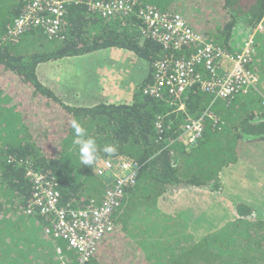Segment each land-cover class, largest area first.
<instances>
[{"label": "trees", "instance_id": "16d2710c", "mask_svg": "<svg viewBox=\"0 0 264 264\" xmlns=\"http://www.w3.org/2000/svg\"><path fill=\"white\" fill-rule=\"evenodd\" d=\"M89 1L72 0L65 5L64 26L58 36L49 38L42 29L30 28L12 41L7 37L9 28L23 15L30 0H0V206L3 207L5 197L13 216L8 229L0 226V259L5 260L11 251L19 257L20 248L12 241L20 236V226L31 220H39L43 229L47 226L45 218L25 214L32 197L26 170L45 174L60 192L62 206L74 210L101 200L105 184L94 171L99 163L126 158L137 163L138 174L119 210L121 228L111 235L114 236L109 243L98 245L87 264H258L255 259L264 255V229L258 231L254 226L264 224V218L257 216L247 203L235 202L234 219L224 222L214 235L199 237L196 231L208 220L206 216L192 221L190 227L194 228L188 226V231L184 225H177L175 230L161 232L158 225L169 219L162 204L168 201L166 198L175 196L179 187H218L221 171L237 161L238 146L243 142L264 141V111L250 110L245 101L248 98L240 94L227 101L213 99L197 84L186 90L182 97L185 110L178 111L167 100L143 95L141 89L152 82L151 76L129 105L68 106L55 90L40 82L39 65L117 48L131 52L152 69L153 63L160 59H186L198 49L197 44L186 43L177 49H164L137 15L102 18L88 10ZM133 1L136 9L151 6L162 13L181 15L191 30L224 48H228L233 30L238 27L253 30L264 17V0ZM192 10L197 14H215L220 24L210 29L208 17L202 25ZM253 45V60L264 62V32L254 35ZM263 68L264 63L260 70ZM257 91L256 96H260V88ZM259 100L264 109V96ZM207 111L215 121L209 118L203 121L197 145L189 148L182 127L189 118H200ZM72 119L78 120L88 136L95 138L100 149L93 167L83 166L79 161L78 149L72 144ZM156 121L161 123L160 129L155 128ZM109 144L117 146L114 154L102 151ZM134 223L136 226L131 227ZM175 223L181 221L176 219ZM247 224H253L248 231L250 237L244 236ZM205 227L212 228V224ZM145 232L148 239H141ZM165 236L169 237L165 240ZM9 239L11 244L7 242Z\"/></svg>", "mask_w": 264, "mask_h": 264}, {"label": "built area", "instance_id": "2783aa9c", "mask_svg": "<svg viewBox=\"0 0 264 264\" xmlns=\"http://www.w3.org/2000/svg\"><path fill=\"white\" fill-rule=\"evenodd\" d=\"M70 2L72 0H30L23 15L9 28L7 37L17 41L30 28L42 29L49 38L58 36L64 26L65 5ZM135 5L133 0L87 2L88 10L102 18L119 14L137 15L151 37L164 49H177L185 43L197 44L198 47L189 58L165 57L153 63L152 82L142 87L143 95L167 100L178 111H184L182 97L194 84L213 99L224 101L237 94L258 93L259 77L252 67L253 41L254 35L263 29L264 17L255 29H240V34L235 36L237 41L233 37L228 48H224L207 42L205 35L191 30L179 14L162 13L151 6L136 9ZM207 118L215 121L213 114L207 111L200 118H189L183 125L182 135L189 148L197 145L203 121ZM155 128H161L159 121L155 122ZM94 171L105 184L102 199L97 204L92 201L93 206L71 210L62 206L60 192L51 179L45 174L26 170L25 176L32 184V197L25 214L45 218L44 234L65 242L74 252L75 262L69 264H87L98 245L117 230L115 216L127 190L136 184L138 165L126 158H113L99 163Z\"/></svg>", "mask_w": 264, "mask_h": 264}, {"label": "crops", "instance_id": "0c3cea01", "mask_svg": "<svg viewBox=\"0 0 264 264\" xmlns=\"http://www.w3.org/2000/svg\"><path fill=\"white\" fill-rule=\"evenodd\" d=\"M263 32L264 26L259 33L263 34ZM234 34L235 36L240 34L239 27L233 30V37ZM262 65L255 67V69L257 68L256 72L259 77L261 92L263 91L262 88H264V76L262 74L264 68L260 70ZM37 74L40 82L44 86L55 90L61 100L65 101L64 103L68 106L92 107L100 103L131 104L136 91L151 75V69L146 61L135 58L131 52L124 49L109 48L80 57H66L59 61L43 63L38 66ZM262 95L260 94V96ZM260 96H256L255 92H253L241 97L248 98L245 101L250 110L262 112L264 109H262L260 104ZM250 101H252L251 105L248 104ZM247 144L261 148V154L259 156L242 155L243 148ZM241 146L242 150L239 151ZM259 161L261 169L257 165ZM247 166H249L248 169H246ZM219 178L220 183L222 185L224 183L225 187L231 184L236 185L238 180H243L245 193L238 194L234 192V202H244L251 207L253 206V208L258 205L264 210V141L243 142V145L240 144L237 149V161L225 167L221 171ZM99 180L104 183L101 178ZM251 180L255 185H247L251 183ZM179 188L175 196L166 199L168 201L175 200L173 202L178 203L177 200L184 199L185 194L189 190H204ZM248 192L251 193L250 198L245 197ZM233 207H231V218L228 217L225 222H230L234 219ZM178 214H175L178 216L175 219L180 218L181 215ZM173 216L172 214L169 218L174 219ZM252 226L253 224L244 226L245 229L247 228L244 231V236L250 237L251 234L248 231L251 230L250 227ZM254 227L258 231L261 229L263 231L264 224H257ZM19 230L21 234L15 238V241L20 248L19 260L23 264H69V262H75V254L67 247L66 243L46 236L44 229L37 224V221L31 220L28 225L20 226ZM113 236H109L102 242L109 243ZM8 255L12 257L11 252ZM255 260L264 262V255Z\"/></svg>", "mask_w": 264, "mask_h": 264}, {"label": "rangeland", "instance_id": "374dc122", "mask_svg": "<svg viewBox=\"0 0 264 264\" xmlns=\"http://www.w3.org/2000/svg\"><path fill=\"white\" fill-rule=\"evenodd\" d=\"M195 10H192L191 12L197 18L200 19L199 22L202 25H204L202 21H205V17L206 18L208 17L207 18V27L210 26L209 27L210 29H211V27L214 28V26L216 24H220V22H217L218 17L215 14L212 16H210L209 13H208V15H206V12L204 13V15L201 12H199L197 14L196 13L197 10L196 11ZM204 11H206V10H204ZM199 15H202V16H199ZM207 31L209 32L210 30H207ZM242 31H245V30H242ZM255 51H259V48L256 49ZM263 51H264V49H263ZM263 63L264 62L261 60H257L255 62V59H254L252 61V65L254 66V68L256 66H260ZM255 72H256V70H255ZM256 74H257V72H256ZM262 74H264V72H262ZM258 86H259V84H258ZM262 90H263L262 94L264 96V88H262ZM256 113H259V112H256ZM248 143H250V142H248ZM241 145H243V143H241ZM243 149H244V151L242 152V155H244V156H247L249 154L254 155V156H259L262 152L261 148L253 146L252 144H247L246 146H244ZM241 150H242V146H241L239 151H241ZM257 165L261 169L260 161L257 162ZM248 168H249V166L246 167V169H248ZM236 183H237L236 185L231 184L227 187H225L224 183H223V185L220 183V185L218 187L212 186V188L209 187L207 189L197 190V191L189 190L185 194L184 199H178L177 200L178 203L173 202L172 200L164 202L162 204V207H165L164 210L166 211L167 214H169L168 217L171 216L172 214L175 215L177 213H183L182 216H180V218H179V220L181 221L182 224L181 223L180 224L175 223V220H176L175 218L174 219L169 218L166 222H161V224L158 225V230L161 232H164L167 229L175 230L177 225H181V226L184 225L185 229L188 231V226L190 229L194 228V227H190L192 221H194L195 219H196V221H198L199 216H200V218H204L206 216L208 220H205L203 223V226H201V229L196 230V231L198 232L199 237H203V236H206L208 234L214 235V232L218 231L219 229H221L225 225L224 224L225 219H227L228 217L231 218V215H230L231 207H233V205L235 204V202H234L235 199L233 197L234 192H237L238 194L245 193V190L243 188V183H244L243 180H238ZM247 185H255V183H253L251 180V183L247 184ZM1 194H2V191H0V195ZM250 195H251V193L248 192L247 194H245V197L250 198ZM2 202L4 203V205H3V207L0 206V226L2 228L8 229L9 228L8 223L13 222V219H12L13 216H12V214H10V212L8 210L9 206L7 203V199L5 197L2 199ZM253 209L255 210V212H257V216L260 215L261 217H264V210L261 209L260 206L257 205ZM199 222L201 223L202 221L199 220ZM208 223L212 224V228L205 227V225H207ZM37 224H39V220L37 221ZM132 226L135 227L136 223L132 224L131 227ZM119 228H121L120 223H118V225H117V231L119 230ZM168 237L169 236H165V240ZM152 238H154V237H152ZM152 238H151V240H152ZM141 239H148L146 232L143 235V238H141ZM136 241H138V240H136ZM7 242H8V244H11V241H9V240ZM12 242L16 243V241H12ZM216 242L223 243L222 241L217 240V239H216ZM142 245H144V244H142ZM11 253H12V257L9 256L5 260L0 259V264H23V262H20L19 257H15L14 252L11 251ZM72 259H74V258H72ZM30 263H32V262H30ZM25 264H27V263H25ZM258 264H264V262L258 261Z\"/></svg>", "mask_w": 264, "mask_h": 264}, {"label": "clouds", "instance_id": "9594fccd", "mask_svg": "<svg viewBox=\"0 0 264 264\" xmlns=\"http://www.w3.org/2000/svg\"><path fill=\"white\" fill-rule=\"evenodd\" d=\"M70 125L74 131L72 144L78 149L80 163L83 166L93 167L97 161L98 152L100 151L95 138L88 136L86 129L78 120L72 119ZM102 151L111 155L117 151V146L114 144L105 145Z\"/></svg>", "mask_w": 264, "mask_h": 264}, {"label": "water", "instance_id": "95a60500", "mask_svg": "<svg viewBox=\"0 0 264 264\" xmlns=\"http://www.w3.org/2000/svg\"><path fill=\"white\" fill-rule=\"evenodd\" d=\"M101 199H102V198H101ZM120 214H121V213L118 212L117 215L115 216V220H116L117 225H118V217H119ZM116 231H117V230H116Z\"/></svg>", "mask_w": 264, "mask_h": 264}, {"label": "flooded vegetation", "instance_id": "af4514ba", "mask_svg": "<svg viewBox=\"0 0 264 264\" xmlns=\"http://www.w3.org/2000/svg\"><path fill=\"white\" fill-rule=\"evenodd\" d=\"M125 199V198H124Z\"/></svg>", "mask_w": 264, "mask_h": 264}]
</instances>
